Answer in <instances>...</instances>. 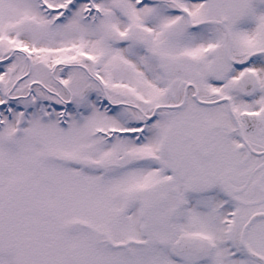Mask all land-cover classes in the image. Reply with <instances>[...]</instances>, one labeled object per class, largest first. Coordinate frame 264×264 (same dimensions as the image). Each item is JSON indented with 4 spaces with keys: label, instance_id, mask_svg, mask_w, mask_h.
<instances>
[{
    "label": "snow or ice",
    "instance_id": "6c2138e0",
    "mask_svg": "<svg viewBox=\"0 0 264 264\" xmlns=\"http://www.w3.org/2000/svg\"><path fill=\"white\" fill-rule=\"evenodd\" d=\"M0 264H264V0H0Z\"/></svg>",
    "mask_w": 264,
    "mask_h": 264
}]
</instances>
